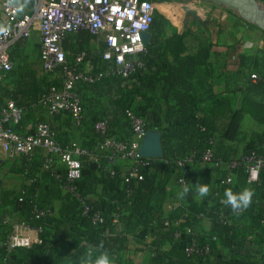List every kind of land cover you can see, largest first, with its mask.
I'll use <instances>...</instances> for the list:
<instances>
[{
    "label": "trees",
    "instance_id": "obj_1",
    "mask_svg": "<svg viewBox=\"0 0 264 264\" xmlns=\"http://www.w3.org/2000/svg\"><path fill=\"white\" fill-rule=\"evenodd\" d=\"M146 1L151 2L150 0ZM22 4L28 8H33L36 0H22L20 6ZM166 24L168 23L163 18H160L159 22L153 21L150 29L152 37L158 38L162 31H165ZM86 34L80 32L70 35L62 41L61 45L66 53L68 52L69 59L85 50L79 45L88 42L90 37ZM185 36V34H176L166 39L161 45L158 43L160 38L155 39V45L150 44L148 50L160 56L165 63V68L151 75L140 76L136 80L135 87L122 89L118 96L108 104L104 103L99 95L104 88H108L116 81H121L119 78L102 79L90 87L83 86L77 89L86 117L85 125H91V129L93 123L107 118L109 112L112 115V133H116L119 139H127L130 137V132L127 129L125 130L127 123L125 120L123 122L122 118L126 110L134 107V110H132L147 120L148 128L152 130L157 127L164 137L162 141L163 157L150 160V166L143 171L141 181L132 180L129 183L121 184L120 180L111 179L121 186V190L112 195L111 210L113 213L118 214V224L123 228V234L113 232L115 238L112 241L115 242V245L125 244L126 237L124 235L150 227L165 231L171 248L169 251L163 252L160 258L154 260L155 264H209L208 255H186L184 242L174 238L175 233L183 228H189L194 232L199 220L202 219L199 218L200 214H203V218L212 223V228L210 233L207 234L194 233V238L199 246L208 245L210 254L215 245L213 242L215 235H218L230 245H239L242 239L253 236L258 232L260 241H264V207L258 201L259 192L264 183V170H262L259 182L248 184L245 169L242 166L238 167L233 170L232 182L219 186L221 190L231 187L240 192L246 189L251 190V200L253 202H250L251 204L246 208L234 210L226 202L223 205L220 204L219 198H217L213 208L209 210H205L196 203L191 202L186 206L173 210L166 219L162 218V205L166 199L164 181L167 174L173 173L174 170L171 163L186 156L192 147L202 148L208 137L215 138V150L220 157L231 158L223 149L227 142L236 141L242 120V113L235 108L233 99L218 98L213 94L215 71L209 63L211 46L201 45L195 54L186 55ZM73 40H77L78 44L72 43ZM25 43L20 41L13 45L10 58L14 67L9 72L6 82L0 85V93L6 89H11L8 94L11 97L9 100L14 101L18 107L25 109L27 115L33 118V112L38 101L52 85L56 84V80L47 75L37 77L36 71L32 68V64L28 61L25 53ZM147 60L148 58H145V61ZM239 60L241 66L246 68L242 89L245 92L264 97V83L253 82L250 79L252 73L264 76V52H258L253 58L241 55ZM94 91L96 96L90 98ZM157 92L160 93L159 98L156 97L155 93ZM138 100L140 103L137 104ZM148 109L153 113L163 112L170 118L186 117L189 114L196 116V118L191 120L185 128L177 124L162 129L158 128L149 118L147 119ZM64 115L68 116L67 114ZM202 128L204 131H201ZM103 140V136L93 134L92 139L84 141L81 147L92 155L101 156L97 145ZM21 161L23 165L17 168L11 165L9 171L20 173L29 179H33L36 173H40L41 176L37 187L31 186L24 189L19 196L14 189L0 187V234L3 237L2 242L6 240L9 234L8 227L3 224V221L9 220L5 216L6 207H12L20 197L33 200L38 209H51L52 203L55 200H60L59 215L61 218L57 221L59 224L58 229H60L58 235L61 234V226L66 227L69 225L71 228V233L63 235L60 239V247L64 248L62 253L67 252L70 248L73 253L69 254L67 259L62 256L57 257L56 252L45 241L46 233L44 231L43 243L29 249H21L22 256L19 259L11 260L10 257L6 256V248H1L0 262H11V264H66L69 260H77L80 257V260H78L80 264H86V262L87 264H94L91 261L90 253L96 256L100 253L111 254L116 251L107 244V240L110 238L97 237V227L92 224L90 218H84L82 226L72 228L70 224L72 219L70 218L81 216L82 208L70 195L63 193V183L57 178V170L45 167L44 156L40 151H35L30 158L17 160V162ZM81 162L82 178H86L93 184L98 183L100 166L85 156L81 157ZM197 165L200 164L194 163L187 167L185 180L188 179L189 173L191 170H195ZM221 213L230 215L229 219L232 221V227H226L221 223ZM23 216V218L31 216L28 208H26ZM243 217L249 218L250 224L237 227L236 221ZM181 218L185 219L183 223H178L177 227L172 226V223L178 222ZM9 221L10 223L14 222ZM165 222H168L169 225L165 226ZM34 223L43 227L42 220H34ZM107 227L109 226L107 225ZM94 237H97L96 241H94Z\"/></svg>",
    "mask_w": 264,
    "mask_h": 264
},
{
    "label": "built area",
    "instance_id": "obj_2",
    "mask_svg": "<svg viewBox=\"0 0 264 264\" xmlns=\"http://www.w3.org/2000/svg\"><path fill=\"white\" fill-rule=\"evenodd\" d=\"M22 0H2L0 3V85L6 82L14 64L10 58L12 47L16 42H27L34 32L39 36V59L42 72L56 80L40 98L35 108L46 116L67 114L77 129L85 127V113L81 99L77 93L79 87H90L106 78H119L122 82H135L145 71L150 52L142 42L141 34L150 33L154 21L155 6L146 0H36L33 8ZM23 10V11H22ZM84 32L92 36L98 55L85 49L72 59L62 47V41L70 36ZM92 61L95 67L92 68ZM253 82L264 83V76L252 73ZM27 111L18 107L14 101L7 100L0 106V147L9 157L30 158L35 151L44 156L47 169H56L57 178L63 183L62 191L70 195L82 208L81 216L90 218L95 227H101L105 217L95 211L88 196L80 185L82 179L81 157H88L98 166L107 169L110 179H118L121 184L132 180L141 181L143 171L150 166V160L139 154L142 140L150 129L147 120L132 109L126 110L124 120L127 123L130 137L119 139L112 133L110 118L92 124V133L103 136L98 143L100 155H92L81 145L69 142L62 145L57 139L51 124L43 120L28 123L27 131H21ZM201 131H204L202 128ZM215 138L208 137L202 148L192 147L181 159L171 163L176 175V185L184 188L187 185L185 175L187 167L194 163L210 165L220 170L217 185L230 184L233 170L243 167L247 175V183L260 181L264 170V158L254 148L241 156L229 159L220 157L215 150ZM58 162L59 168H54ZM168 164V163H166ZM170 165V164H168ZM128 194V192H126ZM215 196L218 197L217 194ZM19 203H26L31 214L10 223L3 221L8 227V237L2 247L8 251L29 249L41 245L44 241V229L34 220L44 221L51 217L50 208L38 209L33 200L20 197ZM220 204H225L219 200ZM230 215L220 214L221 223L232 227ZM118 220V214L114 213ZM204 215L200 214L199 218ZM168 226V222L164 223ZM177 227L178 222L172 223ZM189 228L175 233L176 240L183 241L186 255H209L208 245L199 246ZM185 239V240H184ZM0 264H11L0 262Z\"/></svg>",
    "mask_w": 264,
    "mask_h": 264
},
{
    "label": "crops",
    "instance_id": "obj_3",
    "mask_svg": "<svg viewBox=\"0 0 264 264\" xmlns=\"http://www.w3.org/2000/svg\"><path fill=\"white\" fill-rule=\"evenodd\" d=\"M1 1L2 0H0V3ZM185 4H169L172 7L181 9L184 15L192 14L197 21V25L189 28L190 34L186 35L184 38L186 46L185 54H195L201 45L211 46L209 63L215 71L212 87L213 94L218 98L233 99L235 108L242 113V120L240 122L239 134L236 141L227 142L223 150L229 156H241L247 150L254 148L264 158V97L256 96L242 89L246 68L241 66L239 60V56L241 55L253 58L258 52H264V29L251 22L244 21L237 13L222 7L206 8L199 6V8H192ZM185 21L186 17L184 16L178 26L169 23L177 29L178 35H182L183 32L186 31ZM86 35L90 37L88 42L79 46L91 51L94 56L98 55L100 48L95 47L92 36L89 34ZM77 42V40L72 41L74 44ZM155 42V38L151 35L150 44L154 46ZM168 59H170V57H168ZM91 66L92 68L95 67L94 61H92ZM164 68L165 63L161 60L160 56L150 51L147 67L141 76L151 75ZM135 86L136 81L126 83L122 85V88L125 87V89H130ZM108 88L114 89L115 87L112 84ZM155 94L157 98L160 97V93L157 92ZM138 103H140L139 100L137 101V104ZM107 117L112 121L111 113L108 112ZM148 118L151 122L156 124L158 128L163 129L177 124L185 128L196 116L189 114L186 117L170 118L163 112L153 113L148 109L147 119ZM35 120L48 121L55 132L57 131L60 137L59 141L62 145L74 141L81 145L84 141H89L93 137L91 125H85L84 128L77 129L73 126L69 116L61 114L48 117L37 108L34 109L33 118H30L29 115L26 116L21 126V131L26 132V125ZM152 130L160 133L157 127ZM72 138H77L80 142ZM163 139L164 137L162 136V141ZM7 158L13 157H9L5 154L0 147V159L3 161L2 164H5L4 162ZM19 159L23 158L19 157ZM21 165H23L22 161L12 164V167L17 168ZM54 168H59L57 161L54 163ZM9 172L12 173V171ZM13 174L12 180L16 179L17 181L13 183V185L11 184L8 186V184L0 178L2 181L1 187L14 189L18 196L24 189H28L31 186L37 187L41 176L40 173H36L33 179H29L20 173ZM99 174L98 183L93 184L86 178H82L80 185L87 194L93 209L100 212L105 217L104 225L96 229L98 233L97 237L111 239L107 240V244L114 251L116 250L108 254L112 264H124L128 262L131 264H155L154 260L160 258L163 252H167L171 248L170 242L164 233L165 231L163 232V230L161 231L155 227L140 229L124 235L126 237L125 244L119 243L115 245V242L112 241L113 238H115L114 233L123 234V228L119 226L118 220L113 217L114 213L111 210V199L112 195L121 190V186L108 178L107 169L105 167L100 166ZM220 174V170L210 165H197L195 170H191L186 180L187 185L185 187H187L189 191L181 195L185 187L179 188L176 185V175L171 172L168 173L164 181L166 199L162 205V218L166 219L173 210L186 206L191 202L196 203L205 210H209L213 208L215 199L217 198L226 202L227 198L225 193L227 191L230 190L233 194L241 193L234 187L225 188L224 190L219 189L217 182L220 178ZM205 185L208 187V193L201 197L198 192V187ZM215 194H217L218 197L215 196ZM258 201L261 202L264 207V183L259 192ZM252 202L251 200V203ZM26 208V203L16 202L12 207L5 208V216L9 220L18 221L24 217L23 215ZM60 208L61 201L55 200L51 205L53 212L52 216L44 220L42 225L46 233L45 241L47 244L56 252L57 257L62 256L64 259H67L69 254L73 253V250L70 248L67 251L68 253H62V249L64 250V248L60 247V239H62L63 235H69L71 233V228L69 225L66 227L61 226V234L58 235L60 229H58L59 224L57 221L61 218L59 215ZM70 219H72V221H70L72 228H77L84 224V218L80 215L72 216ZM184 220V218H181L178 223L181 224ZM236 222L237 227H244L250 224V220L247 217H243ZM106 224L110 228L107 227ZM211 228L212 223L208 219L202 218L199 220L195 231L191 233L194 236L195 234H207L210 233ZM97 237H94V241H96ZM2 239L3 237L0 234V249H3ZM65 240L64 238V241ZM213 242L215 244L214 248L207 257L209 264H264V241H260L258 232L253 236L242 239L239 245H230L218 235L213 237ZM93 245L96 246L94 243ZM6 256L10 257L11 260H16L21 258L22 255L20 250H7ZM96 256L91 255L90 257L94 264ZM78 260H80V257H78L77 260L71 259L66 264H80Z\"/></svg>",
    "mask_w": 264,
    "mask_h": 264
},
{
    "label": "rangeland",
    "instance_id": "obj_4",
    "mask_svg": "<svg viewBox=\"0 0 264 264\" xmlns=\"http://www.w3.org/2000/svg\"><path fill=\"white\" fill-rule=\"evenodd\" d=\"M150 1L155 6L154 22H159L160 18H163L168 23L164 27L165 31H162L161 35L158 36V38H155V39L160 38V42H158V43H160V45L166 39L171 38V37L175 36L176 34L178 35L177 29L174 28L170 23L178 26V25H180L183 17L185 16L186 17V21H185L186 31L183 32V34H185V35L190 34L189 28L195 27L197 25V21L194 19L192 14L184 15V13L181 9H178L176 7H172L169 4H173V3L185 4L186 3L185 5H189L192 8H199V6L200 7H206V8L207 7H212V8L218 7L212 3L203 2V1H194V0L187 1V2H182V1H178V0H164L161 2H159L158 0H150ZM256 2L260 6L261 9H264V1L256 0ZM222 8H224V7H222ZM25 53L28 57V61L31 62V64H32V68L36 71L37 77L44 76L45 74L42 72L41 63H40V59H39V36L36 32H34L32 37L25 43ZM18 62H20V61H18ZM125 84L126 83L122 82V81L114 82L113 85L115 88L114 89H112V88L103 89L102 93L99 95V98H101V100H103V102L106 104L110 103L111 101H113L118 96V94L120 93V91L122 89H125V87L122 88V85H125ZM9 90H11V89H8V90L6 89L5 91H1L2 93H0V106L11 98L10 95H8L10 92ZM92 90H94V89H92ZM95 93L96 92L94 91L90 95V98H93L94 96H96ZM132 109L134 110V107H132ZM122 119H123V122H125L124 117ZM126 129L128 131L127 124H126L125 130ZM56 135H57V139L59 140L60 137H59L57 131H56ZM72 139L77 140V138H72ZM77 141H79V140H77ZM18 159H19V157H17V156H14L13 158H7V160H5V162H4L5 164H2L0 166V178H2V180H4V182H6V184H8V186L11 184L13 185V183H15L17 181L16 179L12 180L14 174L9 172V168L12 164L16 163Z\"/></svg>",
    "mask_w": 264,
    "mask_h": 264
},
{
    "label": "water",
    "instance_id": "obj_5",
    "mask_svg": "<svg viewBox=\"0 0 264 264\" xmlns=\"http://www.w3.org/2000/svg\"><path fill=\"white\" fill-rule=\"evenodd\" d=\"M187 2L191 0H178ZM212 3L218 7H224L231 12L237 13L244 21L264 29V9H261L256 0H194ZM150 33H142L141 38L145 46L149 45ZM139 154L143 158L157 160L163 157L162 136L159 132L149 130L145 134L139 147ZM3 161L0 159V165ZM2 181L0 179V187Z\"/></svg>",
    "mask_w": 264,
    "mask_h": 264
},
{
    "label": "clouds",
    "instance_id": "obj_6",
    "mask_svg": "<svg viewBox=\"0 0 264 264\" xmlns=\"http://www.w3.org/2000/svg\"><path fill=\"white\" fill-rule=\"evenodd\" d=\"M189 189L185 187L183 189V192L181 195H184L187 193ZM198 192L201 197L205 196L208 193V187L205 186H199ZM226 195V203L230 204L234 210L240 209V208H246L250 202L252 197L251 190H244L241 193L233 194L230 190L225 193ZM91 256V253L89 254ZM87 264V262H86ZM95 264H112L110 257L107 253H100L95 258Z\"/></svg>",
    "mask_w": 264,
    "mask_h": 264
}]
</instances>
